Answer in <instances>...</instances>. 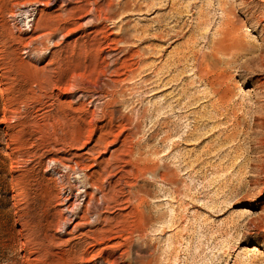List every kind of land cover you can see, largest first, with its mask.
Segmentation results:
<instances>
[{"label":"rangeland","instance_id":"rangeland-1","mask_svg":"<svg viewBox=\"0 0 264 264\" xmlns=\"http://www.w3.org/2000/svg\"><path fill=\"white\" fill-rule=\"evenodd\" d=\"M39 1L48 0H0V264H103L108 256L101 250L131 236L130 255L118 264H264V2L255 0L248 9L242 0H228L252 51L236 58L213 53L223 38L221 0H143L163 9L143 16L145 21L137 16L127 24L126 13L105 21L110 40L128 38L127 25L158 35L157 19L172 30L185 24V38L155 56L164 59V69L173 63L170 52L187 46L194 51L163 82H148L152 91L141 93L143 76L153 71L144 64L141 75L112 98L101 86L108 76L98 67L85 70L75 61L70 72L61 71L83 50L93 51V18L79 10L91 6L83 0L41 5L37 31L24 32L15 12ZM251 14L255 19H248ZM55 25L75 33L39 63L34 52L25 53L27 46L38 47L35 39ZM151 45L156 51L168 46L151 41L141 47ZM104 106L106 114L97 110ZM76 109L81 127H73L75 121L66 126L64 115ZM138 153L152 169L160 168L155 176L135 169L131 155ZM51 159L70 166L60 167L63 182ZM75 162L90 182L105 185V192L109 184L114 188L109 205L99 209L112 220L110 227L98 226L99 240L109 242L85 237L91 227L68 213L77 202L66 201L63 188L73 195L88 189L72 170ZM132 189L147 197L142 217L134 215ZM87 193L81 203L100 198L94 189ZM89 210L95 213L94 205ZM138 227L145 231L131 235Z\"/></svg>","mask_w":264,"mask_h":264},{"label":"bare ground","instance_id":"bare-ground-1","mask_svg":"<svg viewBox=\"0 0 264 264\" xmlns=\"http://www.w3.org/2000/svg\"><path fill=\"white\" fill-rule=\"evenodd\" d=\"M72 0H48L42 1V2H35L31 3L28 6H22L18 9V11L15 12V16L17 17V20L20 24H22V29L24 32H36V15L39 12V6H50L55 3H62V6H64L67 2ZM87 3V5L91 6V9H88L86 6H82L79 10L81 14H86L83 16L84 18L92 17L93 22L90 25V28L95 29L91 32L92 35H94L92 41H93V51L91 53H86V51H82L81 54L76 57V59H69L64 67L62 68V72H70L71 68L70 65L76 61V66L81 67L85 70H89L92 67L96 69V67L99 68L101 76H108V79L105 81H102V88L104 90H107V96L115 97V94L117 93H124L125 83L127 80L133 79L137 76L141 75V67L145 64L146 66L153 69L151 73H148L143 76V80L141 83L142 91L141 93H148L152 91V88H148L146 84L148 82L154 84L158 81L163 82L164 78L168 77L171 72L175 73L177 72V67L181 62H186L190 55L194 53L193 49L191 47L186 48V50L181 51L177 55H173L174 51L170 52L168 54V57L174 58L172 61L173 63L169 66L168 69L162 68L161 64L164 61V59L160 60V57H155L160 52L163 54H166L168 51V48L170 47V43H175L180 38H185L186 34L190 32V30H185V24L184 27H182L179 31L178 30H172L168 24L165 25L161 19H157V28H158V35H154L153 33H149V30L146 29V27H139L137 25H127V29H124V32L128 33V38L124 37L122 34H119L121 39H113L110 40L109 36L107 35L108 29L107 26H104L103 23L105 21L113 20L116 16H122L126 13L124 16V19H127V24L131 21L132 17H142V20L145 21L143 16L149 15L148 13L153 12H160L163 8L158 7L159 3H156L155 6H153L151 3L149 4L146 1L143 0H95L91 4V0H83ZM243 5L249 9V5L255 4V0H242ZM258 1V0H257ZM261 2H264V0H259ZM146 3V6L144 5ZM221 11H222V23L220 31L223 35L222 40L220 41V45L216 48V51L214 55L218 56L219 54L227 57H241L246 56L249 54L250 45L244 41V34L240 31L242 28L239 22V18L235 15L232 9V5L228 0H221ZM145 6V7H144ZM146 10V11H145ZM142 11H145V13H142ZM248 11V10H247ZM42 12V10L40 11ZM249 12V11H248ZM128 14V15H127ZM234 14V15H233ZM153 18L152 20H155ZM249 20L255 19V16L251 14L248 17ZM140 22V21H139ZM71 24L70 21L67 22V25ZM23 33V32H21ZM73 33H75V30L67 31L65 32V28L61 27L60 25H55L54 28L50 32L47 33H41V35L35 39V42L38 44V47L33 48L32 45H28L25 53H32L34 52L37 56V62H43L45 60H50L52 57H54V49L58 46H63L69 36H71ZM100 36H102L100 38ZM60 37L59 41L52 43V39H56ZM88 38H91L89 36ZM156 41L163 43V45H168L165 49H162L160 51H156L151 46H146L144 48L141 47L143 43ZM185 43V42H184ZM182 43V44H184ZM122 44V46H120ZM213 39H209L207 45L213 46ZM181 45V44H180ZM252 49H255V44L253 43ZM140 48V49H139ZM261 50L264 51V44L261 45ZM95 51H100L101 54L111 52H117V55H108L106 57H102V55H95ZM252 52V51H251ZM120 54V55H119ZM254 54V53H253ZM215 56V57H216ZM252 59L255 60V54L252 55ZM137 58V59H135ZM137 61L135 63L129 64L131 61ZM158 61V62H157ZM48 65H53V62L49 61ZM164 64V62H163ZM133 65H138V68L132 69L131 67ZM75 66V67H76ZM123 70V71H122ZM246 70H250L249 67H246ZM252 70V68H251ZM60 76L62 74L60 73ZM125 79L122 80H116L114 78H120L125 77ZM60 80L62 81V78L60 77ZM175 76H173L170 79V83L174 82ZM46 81V79H45ZM75 81V79L73 80ZM176 84L173 85L175 87ZM72 88H75V86L72 84ZM137 85H133L134 90H137ZM68 91H70L68 89ZM100 94L97 98L100 100L102 97V93H96ZM76 105L82 106V99H78L76 101ZM100 112L103 114H106L105 112V106L101 108H97ZM74 113H69L64 115L65 125L69 126L71 121H75V125L73 127L78 128L81 127L80 123L78 121L81 120V116H77L79 113V110L76 109L73 111ZM49 116V115H48ZM257 119V118H255ZM257 126H260L263 124V121L254 122ZM55 129L56 125H52ZM190 136V132L186 135L185 138H188ZM178 144V143H177ZM173 147H176V143L173 144ZM89 157L85 158L87 160H90V157H93L92 153H89ZM131 157L137 161V164L134 165L135 169L139 171L140 173H150L153 176L156 175V173L159 171V167H156L155 169H152V166L149 164V160L142 157L141 154H132ZM53 166L51 167V170L55 172L59 180L61 182L64 181L65 174H62L63 171H61V168H70V166L66 163H63L61 161H58L56 159H51L49 161ZM75 166L72 168L75 174H77L78 178L80 179V182L83 185V189L90 188L94 189L96 192L100 193V198L92 197L88 200L87 204L80 202V197L89 196L86 189L85 191L82 190V192L79 193V195H73V192L71 191V188H63L64 194H66V201H70L71 199H75L77 202L76 204L73 203L70 206L67 207L68 213L71 216H74L75 218H79L80 221L83 223V225L90 226L91 229L84 234L85 237H92L88 235L89 233L93 234V241H97L96 244L100 245L103 244V242H109L108 237H103L102 240L100 239V233L103 232L102 229H98V226H100L103 222H105L106 227L111 226L112 220L106 217H103L102 213L99 211L101 210L102 206L109 205L108 201V195L113 192L114 188L109 184V192H105L106 187L105 185L99 186L95 184L94 182H90L92 179V176L89 175L84 168L81 167L80 163L75 162ZM57 166V167H56ZM61 167V168H60ZM164 181V180H162ZM130 201L131 204L135 207V217H142L143 215V208H147V197L144 195L142 191H136V189L130 190ZM94 205L95 207V213L91 214L89 210V206ZM67 222L71 223V219H66ZM82 225V224H81ZM75 228H77V225H75ZM145 227L142 228H135L131 235L133 233H142L144 232ZM132 237V236H131ZM128 237L126 240H124V243H117L115 245L106 246L101 251L106 254V258L102 259L103 264H118L119 262H124L125 255H130V249L133 245V240H131ZM119 238V237H118ZM126 247L127 250L123 253H120L118 256L115 257V259H111V257L114 258L115 254L119 251L120 248ZM255 250V249H254ZM131 261V259L129 258ZM144 264V263H141Z\"/></svg>","mask_w":264,"mask_h":264}]
</instances>
